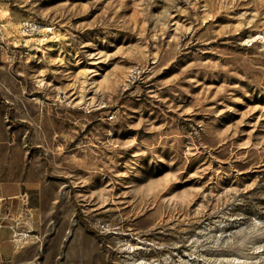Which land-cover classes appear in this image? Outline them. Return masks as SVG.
I'll use <instances>...</instances> for the list:
<instances>
[{"label":"rangeland","instance_id":"rangeland-1","mask_svg":"<svg viewBox=\"0 0 264 264\" xmlns=\"http://www.w3.org/2000/svg\"><path fill=\"white\" fill-rule=\"evenodd\" d=\"M0 24V264H264V0H0Z\"/></svg>","mask_w":264,"mask_h":264},{"label":"built area","instance_id":"built-area-1","mask_svg":"<svg viewBox=\"0 0 264 264\" xmlns=\"http://www.w3.org/2000/svg\"><path fill=\"white\" fill-rule=\"evenodd\" d=\"M0 32H3V30H9L10 25L8 24H0ZM44 30H47L50 32V28L44 27L42 23L35 19H25L21 21L18 25L17 33L23 37H30V38H39L44 40L45 37L43 34Z\"/></svg>","mask_w":264,"mask_h":264}]
</instances>
